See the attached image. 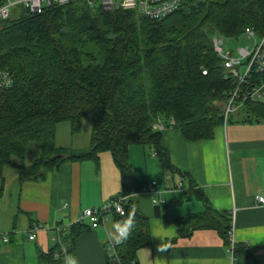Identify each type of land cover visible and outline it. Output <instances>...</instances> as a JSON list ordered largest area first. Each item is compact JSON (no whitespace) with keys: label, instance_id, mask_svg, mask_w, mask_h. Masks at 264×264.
I'll return each mask as SVG.
<instances>
[{"label":"trees","instance_id":"trees-1","mask_svg":"<svg viewBox=\"0 0 264 264\" xmlns=\"http://www.w3.org/2000/svg\"><path fill=\"white\" fill-rule=\"evenodd\" d=\"M246 26L259 35L264 32V0H185L159 20L78 3L41 13L24 9L15 18L0 20V70L12 77L8 88H0V196L3 166L11 164V156L22 157L29 141H38L41 152L31 164L18 167L19 181L43 180L63 161L97 162L99 152L109 151L120 171L117 195L127 197L124 214L116 219L132 214L135 228L126 241L116 244L117 259L106 253L105 264H138L136 252L151 243V233L149 219L132 196L147 184L129 168L128 148L149 146L170 173L168 180L173 174L190 176L173 165L161 142L162 131L153 130L152 123L160 117L188 140L213 137L214 128L224 123L233 79L211 37L238 36ZM86 116L92 119L89 147L83 151L56 147V124L68 121L77 131ZM228 122L264 123V101L243 103ZM57 154L63 156L52 160ZM163 210L155 205V214L172 222L179 237L212 228L229 247L227 212L206 203L203 211L177 218ZM88 227L80 222L70 225L63 237L69 254L74 239ZM57 248L55 244L39 253L40 263L57 264L53 258ZM230 254L252 258L241 243H235Z\"/></svg>","mask_w":264,"mask_h":264},{"label":"crops","instance_id":"crops-1","mask_svg":"<svg viewBox=\"0 0 264 264\" xmlns=\"http://www.w3.org/2000/svg\"><path fill=\"white\" fill-rule=\"evenodd\" d=\"M91 134L89 116L77 131L62 121L55 126V145L83 151L89 147ZM161 142L173 165L190 176L173 174L168 180L170 173L152 149L141 144L129 146L128 164L145 184L157 182L163 212L169 218L183 217L203 211L205 203L227 212L233 218L235 243L246 245L252 258L232 257L212 228L179 237L172 222L165 223L155 214L152 196L140 192L132 199L149 219L151 243L136 252L138 264H264V208L253 202L255 194L264 195V123H222L205 140H188L169 126L161 132ZM40 152V143L29 141L24 155L11 156V164L2 168L0 264H41L38 254L55 245L56 224L63 225L66 234L83 209L97 207L120 191V171L109 151L99 152L97 162L63 161L47 171L43 180L19 181L18 167L31 164ZM177 182H182V191L172 189ZM118 221L112 214L96 228L88 227L74 239L70 254L78 257L79 264H105L106 247L114 243L107 238L106 225ZM34 228L35 238L29 239ZM161 245L167 249L161 250Z\"/></svg>","mask_w":264,"mask_h":264},{"label":"built area","instance_id":"built-area-1","mask_svg":"<svg viewBox=\"0 0 264 264\" xmlns=\"http://www.w3.org/2000/svg\"><path fill=\"white\" fill-rule=\"evenodd\" d=\"M185 0H0V20L10 17L11 9L20 5L23 9L31 13H41L49 7L62 6L70 3L83 4L87 7H99L102 10H129L149 20H159L171 14L183 4ZM241 34L248 39H253V44L249 46H239L234 50L224 49L223 36L219 33H214L211 37V43L216 55L221 58L223 67L229 77L233 79V86L228 92L227 103L224 107L223 117L224 123H227L228 117L235 113L236 110L247 101H260L264 97V32L257 34L253 27H244ZM240 34V35H241ZM229 38V37H227ZM232 38H238L232 37ZM203 73H206L203 71ZM12 83V77L6 71L0 70V88H8ZM173 124V121H170ZM169 127L160 117H157L152 124V129L163 131ZM167 179V178H166ZM183 188L182 182H177L172 188L180 190ZM142 193H147L152 196L154 204L163 203L164 200L157 198L160 193L156 181L145 185L142 188ZM126 196L115 195L103 201L97 207H88L83 209L75 223L80 222L87 224L90 228H96L103 223L109 215L122 216L124 214L123 201ZM255 206L264 208V195L255 194L253 196ZM233 218L230 216L229 230V250L233 251L235 240L233 238ZM34 230L28 235L29 239H34ZM54 236L52 237L55 244L58 245V250L54 252V260L57 264H61V259L65 253H68V248L63 240L65 235V227L56 224L53 227ZM6 240V238H4ZM116 244L110 243L106 247L109 256L117 259L115 252Z\"/></svg>","mask_w":264,"mask_h":264},{"label":"clouds","instance_id":"clouds-1","mask_svg":"<svg viewBox=\"0 0 264 264\" xmlns=\"http://www.w3.org/2000/svg\"><path fill=\"white\" fill-rule=\"evenodd\" d=\"M135 228L134 215L129 214L125 219L106 225L107 238L120 244L126 241ZM167 249L161 245V250ZM61 264H79V259L75 254L65 253L61 259Z\"/></svg>","mask_w":264,"mask_h":264},{"label":"rangeland","instance_id":"rangeland-1","mask_svg":"<svg viewBox=\"0 0 264 264\" xmlns=\"http://www.w3.org/2000/svg\"><path fill=\"white\" fill-rule=\"evenodd\" d=\"M23 10L24 9L20 5L14 6L11 9L10 18H15V17L19 16ZM240 34L238 35V38H232V37H236V36H232V37L227 38V37H224L222 35L223 36V47H224V49L234 50L239 46H242V47L243 46H249L250 47L253 44V39H248L245 35H243V34L240 35ZM260 101H264V97H262ZM234 115H235V113L231 114L230 116L234 117ZM162 179H163V177H162Z\"/></svg>","mask_w":264,"mask_h":264},{"label":"water","instance_id":"water-1","mask_svg":"<svg viewBox=\"0 0 264 264\" xmlns=\"http://www.w3.org/2000/svg\"><path fill=\"white\" fill-rule=\"evenodd\" d=\"M62 156H63V154H57V155L51 157V159L54 160V159H56V158H60V157H62Z\"/></svg>","mask_w":264,"mask_h":264}]
</instances>
